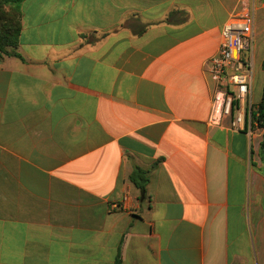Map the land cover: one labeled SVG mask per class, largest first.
I'll list each match as a JSON object with an SVG mask.
<instances>
[{"label": "crops", "instance_id": "0c3cea01", "mask_svg": "<svg viewBox=\"0 0 264 264\" xmlns=\"http://www.w3.org/2000/svg\"><path fill=\"white\" fill-rule=\"evenodd\" d=\"M243 1L259 104L264 0L20 4L0 57V264H264V128L210 124L207 64Z\"/></svg>", "mask_w": 264, "mask_h": 264}, {"label": "built area", "instance_id": "2783aa9c", "mask_svg": "<svg viewBox=\"0 0 264 264\" xmlns=\"http://www.w3.org/2000/svg\"><path fill=\"white\" fill-rule=\"evenodd\" d=\"M244 2L224 25L219 51L208 61L207 70L215 84L210 124L218 127L228 118L234 131L251 132L260 127L253 98L256 18L254 3ZM128 199L124 196L121 204Z\"/></svg>", "mask_w": 264, "mask_h": 264}, {"label": "trees", "instance_id": "16d2710c", "mask_svg": "<svg viewBox=\"0 0 264 264\" xmlns=\"http://www.w3.org/2000/svg\"><path fill=\"white\" fill-rule=\"evenodd\" d=\"M25 0H0V57L11 55L19 46L22 32V13L20 4ZM264 70V61H263ZM258 122L264 128V90L262 101L258 104ZM261 153L264 157V140L261 145ZM131 182L142 192H145L149 182L148 172L136 168L130 175ZM115 264H122L121 258Z\"/></svg>", "mask_w": 264, "mask_h": 264}, {"label": "rangeland", "instance_id": "374dc122", "mask_svg": "<svg viewBox=\"0 0 264 264\" xmlns=\"http://www.w3.org/2000/svg\"><path fill=\"white\" fill-rule=\"evenodd\" d=\"M256 46H257V41H256ZM261 51V52H260ZM257 52H258V54H260L261 53V55H262V53L264 52V45L263 44H261V45H259V51L257 50ZM264 54V53H263ZM263 73H261V75L259 76V78H258V81L260 82L261 81V79L263 78Z\"/></svg>", "mask_w": 264, "mask_h": 264}]
</instances>
